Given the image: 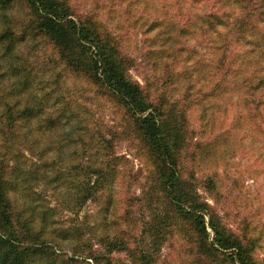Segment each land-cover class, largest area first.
I'll list each match as a JSON object with an SVG mask.
<instances>
[{
	"label": "rangeland",
	"instance_id": "1",
	"mask_svg": "<svg viewBox=\"0 0 264 264\" xmlns=\"http://www.w3.org/2000/svg\"><path fill=\"white\" fill-rule=\"evenodd\" d=\"M66 3L76 15L92 17L107 29L120 54L125 56L129 75L141 84L153 103H158V98L164 99V115L179 128L176 158L181 182L207 199L229 230L248 234L254 240L253 253L258 264H264V136L231 127L236 92L223 87L225 55L229 57L243 46L234 43L233 36L221 29L224 35L215 51L211 45L214 35L202 22L205 14L213 13L226 19L231 29L239 24L250 29L252 22L264 35V0H66ZM21 12V4H17L9 15ZM162 27L168 29L171 38H158V29ZM159 43H164L163 52H148L150 47H161ZM221 45H226L225 50ZM19 49L30 62L32 91L47 96L46 104L55 101V106L71 107L92 132V147H98L94 150L103 149L118 161L117 167H113V180L72 208L66 207L73 201L70 180H62L56 187L54 181L46 183L41 172L37 173L32 191L39 192L53 208L51 218L55 222L51 235L59 246L54 264H93V259L87 257L90 253L97 256V264H138L140 250L148 253L152 264H226L221 255L209 257L208 250L195 243L186 222L181 221L176 228L158 224V215L167 206L158 211L149 171L133 147L132 128L115 101L94 94L72 69L50 60L49 49L43 43L25 40L19 43ZM0 63L4 64L1 60ZM4 69L2 66L0 72ZM13 80L14 76L2 77L0 87L8 89ZM209 91L210 95L205 94ZM74 120L64 129L76 127L78 122ZM224 129H231L234 134L232 144L214 162L194 163L192 153L196 144ZM42 135L41 142L51 148L46 149L47 156L58 154L66 166L44 167L46 173L51 175L55 169H64L63 175L72 179L69 145L75 143L78 148L77 142L65 145L62 139L48 143L49 133ZM52 136L58 137L55 133ZM84 137L91 138L87 134ZM20 147L26 156L38 162L36 148ZM209 176L212 185L207 182ZM62 229L69 234H57ZM105 234L109 240L120 239L122 248L110 249Z\"/></svg>",
	"mask_w": 264,
	"mask_h": 264
},
{
	"label": "trees",
	"instance_id": "2",
	"mask_svg": "<svg viewBox=\"0 0 264 264\" xmlns=\"http://www.w3.org/2000/svg\"><path fill=\"white\" fill-rule=\"evenodd\" d=\"M17 4H21L20 15H9ZM202 22L214 35L211 45L215 51L224 35L221 29L233 36L234 43L243 46L241 51L225 55L223 87L236 92L231 127L264 136L263 33L252 22L250 29L245 24L231 29L226 19L213 13L205 14ZM168 32L159 28L158 38H171ZM25 40L43 43L49 49L50 60L72 69L94 94L105 95L119 106L132 128L133 147L152 179L158 211L167 206L158 215V224L176 228L181 221L186 222L195 243L208 250L209 257L221 255L226 264H258L253 253L254 240L241 230H229L207 199L181 182L176 158L179 128L164 115V99L158 98V103L149 99L141 84L129 75L125 56L107 29L92 17L73 13L66 0H0V60L4 63H0V68L7 69L0 72V80L14 76L8 89L0 87V264H54L58 259L54 257L58 255L57 239L51 235L53 208L31 188L38 172L46 183L54 181L56 187L62 180H70L73 201H68L71 207H66L72 208L105 188L113 180V167L118 162L116 156L103 149L94 150L97 146L92 147V132L71 107L55 106V101L46 104L47 96L32 91L30 62L19 49V43ZM159 44L161 47H150L148 52H163L164 43ZM221 47L225 50L226 45ZM211 91L205 94L210 95ZM73 119L78 122L76 127L65 130ZM43 132L49 133L48 143L62 139L65 145L77 142L78 148L75 143L69 145L72 179L63 175L64 169H55L51 175L44 170L66 166L58 154L47 156L46 149L51 148L41 142ZM53 133L58 137L54 138ZM86 134L91 138L86 139ZM233 137L231 129H224L199 141L192 153L194 163L214 162L232 144ZM21 145L30 150L36 148L38 162L26 156ZM57 149L60 152L61 147ZM207 182L212 185L213 179L209 176ZM67 232L62 229L57 234L65 236ZM104 238L110 249L122 248L120 239L109 240L106 234ZM147 254L144 250L138 252V264H152ZM87 257L97 264L96 255L90 253Z\"/></svg>",
	"mask_w": 264,
	"mask_h": 264
}]
</instances>
